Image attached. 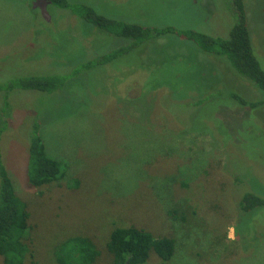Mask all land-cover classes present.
Instances as JSON below:
<instances>
[{
	"label": "rangeland",
	"instance_id": "1",
	"mask_svg": "<svg viewBox=\"0 0 264 264\" xmlns=\"http://www.w3.org/2000/svg\"><path fill=\"white\" fill-rule=\"evenodd\" d=\"M245 2L251 39L264 57V0ZM93 5L144 25L212 35L228 36L237 20L232 0ZM80 20L50 0H0V152L30 213L32 250L23 264H61L60 243L76 235L95 242L99 255L91 264H114L106 242L111 229L127 225L176 239L170 259L151 251L144 264H264V205L241 208L246 192L264 197V104L229 101L227 89L250 98L259 92L174 34L88 65L82 58L115 39L90 33L95 25L84 21L83 32ZM32 75L63 84L53 91L7 88ZM37 129L78 187L65 179L30 184ZM0 264H7L1 253Z\"/></svg>",
	"mask_w": 264,
	"mask_h": 264
},
{
	"label": "trees",
	"instance_id": "2",
	"mask_svg": "<svg viewBox=\"0 0 264 264\" xmlns=\"http://www.w3.org/2000/svg\"><path fill=\"white\" fill-rule=\"evenodd\" d=\"M69 8L84 22L95 25L88 28L90 33L103 31L112 35L115 43L99 50L97 56L85 60L88 65L93 61L105 63L147 40L174 34L181 43H190L195 50L221 59L232 73L248 81L259 92V96L250 98L230 85L227 89L228 100L239 105L257 107L264 104V57L257 54L248 25L245 0H232L236 22L229 35H212L193 28H179L174 25H144L136 20L121 19L99 11L89 0H50ZM84 21V22H83ZM83 32H88L84 31ZM187 41V42H186ZM93 50V45L90 49ZM56 76L21 77L10 82L7 88H37L53 91L63 82ZM2 86H0V89ZM49 154L43 138L37 131L30 137L28 180L33 186L52 183L65 179L70 185L78 187L81 182L72 175V170L63 161ZM264 205V197L254 192H246L241 201V208L249 210ZM175 210V209H174ZM179 210V209H176ZM175 211H172L176 213ZM173 213V214H174ZM30 213L26 202L17 194L13 180L5 167L0 152V253L7 264H23L31 247L27 241ZM174 236H156L154 233L136 225L119 226L111 229L106 247L113 255L114 264H144L151 251L162 259L168 260L175 250ZM99 255L95 242L88 236H73L60 243L55 258L61 264H91Z\"/></svg>",
	"mask_w": 264,
	"mask_h": 264
}]
</instances>
